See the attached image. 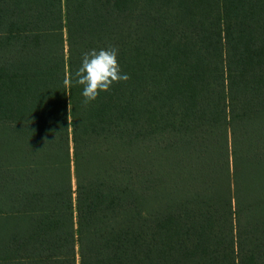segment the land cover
Instances as JSON below:
<instances>
[{"label":"trees","instance_id":"16d2710c","mask_svg":"<svg viewBox=\"0 0 264 264\" xmlns=\"http://www.w3.org/2000/svg\"><path fill=\"white\" fill-rule=\"evenodd\" d=\"M0 264H264V0H0Z\"/></svg>","mask_w":264,"mask_h":264},{"label":"clouds","instance_id":"9594fccd","mask_svg":"<svg viewBox=\"0 0 264 264\" xmlns=\"http://www.w3.org/2000/svg\"><path fill=\"white\" fill-rule=\"evenodd\" d=\"M118 54L119 49L115 46L91 49L83 54L81 66L74 73V77L75 83L83 86L85 105L95 101L101 92L109 91L113 84L130 79V76L121 70ZM72 83L73 74H69L64 80V85L70 88Z\"/></svg>","mask_w":264,"mask_h":264}]
</instances>
